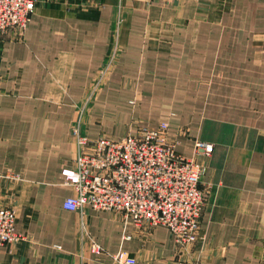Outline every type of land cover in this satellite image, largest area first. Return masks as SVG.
I'll use <instances>...</instances> for the list:
<instances>
[{
	"label": "crops",
	"instance_id": "1",
	"mask_svg": "<svg viewBox=\"0 0 264 264\" xmlns=\"http://www.w3.org/2000/svg\"><path fill=\"white\" fill-rule=\"evenodd\" d=\"M165 122L186 157L214 145L194 245L64 209L79 135ZM0 207L24 236L0 264H264V0H37L25 33L0 37Z\"/></svg>",
	"mask_w": 264,
	"mask_h": 264
},
{
	"label": "built area",
	"instance_id": "2",
	"mask_svg": "<svg viewBox=\"0 0 264 264\" xmlns=\"http://www.w3.org/2000/svg\"><path fill=\"white\" fill-rule=\"evenodd\" d=\"M37 0H0V36L14 32L18 37L27 30ZM104 74V73H103ZM168 124L144 129L120 140H91L78 137V156L73 168H65V184L77 195L67 198L64 209L82 212L120 214L139 230L167 228L180 250H187L199 240L201 218L207 202L203 187L205 166L214 145L196 144L193 157L177 152L169 142ZM24 236L16 231V212L0 207V253L9 243ZM95 252L101 251L94 245ZM113 264H138L132 257L115 256Z\"/></svg>",
	"mask_w": 264,
	"mask_h": 264
},
{
	"label": "rangeland",
	"instance_id": "3",
	"mask_svg": "<svg viewBox=\"0 0 264 264\" xmlns=\"http://www.w3.org/2000/svg\"><path fill=\"white\" fill-rule=\"evenodd\" d=\"M124 1H127V0H124ZM36 9V8H35ZM34 14V13H33ZM33 16V15H32ZM32 18V17H31ZM11 33H14V32H11ZM0 37H2V36H0ZM21 37V36H20ZM20 37H18V38H20ZM103 73H107V69H106V67L104 68V70H103ZM163 124H167V122H165V123H162V124H160V126L158 127V128H161L162 127V125ZM141 131V130H140ZM140 131H138V133L140 132ZM182 133H186V129H183L182 131H181ZM137 133V134H138ZM167 135H169V124H168V128H167ZM87 138V137H86ZM102 138H108V137H102ZM102 138H99V139H102ZM90 139V138H89ZM99 139H96V140H99ZM109 139H113V138H109ZM113 140H115V139H113ZM169 140V139H168ZM169 142H170V140H169ZM199 143V142H198ZM174 144V143H173ZM196 150H197V147H196ZM196 150H195V152H194V155H195V153H196ZM178 152V151H177ZM193 155V156H194ZM192 156V157H193ZM116 214V213H115ZM120 215V214H119Z\"/></svg>",
	"mask_w": 264,
	"mask_h": 264
}]
</instances>
